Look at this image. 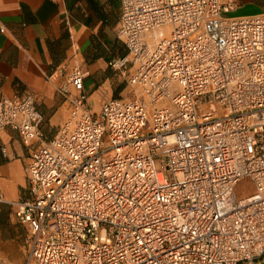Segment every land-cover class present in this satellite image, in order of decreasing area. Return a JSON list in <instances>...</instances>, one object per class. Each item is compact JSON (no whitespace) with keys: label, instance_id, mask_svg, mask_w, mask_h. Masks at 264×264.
Segmentation results:
<instances>
[{"label":"built area","instance_id":"1","mask_svg":"<svg viewBox=\"0 0 264 264\" xmlns=\"http://www.w3.org/2000/svg\"><path fill=\"white\" fill-rule=\"evenodd\" d=\"M227 9L121 0L126 53L108 65L130 95L93 110L72 65L48 140L32 93L0 96V128L30 148L22 264H264V14Z\"/></svg>","mask_w":264,"mask_h":264},{"label":"crops","instance_id":"2","mask_svg":"<svg viewBox=\"0 0 264 264\" xmlns=\"http://www.w3.org/2000/svg\"><path fill=\"white\" fill-rule=\"evenodd\" d=\"M222 2L228 16L264 14V0ZM120 15L121 0H0V96L32 93L46 140L68 117L69 105L58 87L72 65L86 73L84 89L93 110L128 88L108 65L126 52L115 33ZM29 154L17 131L0 128L1 250L18 238L13 202L27 195ZM15 263L22 264L21 258Z\"/></svg>","mask_w":264,"mask_h":264},{"label":"rangeland","instance_id":"3","mask_svg":"<svg viewBox=\"0 0 264 264\" xmlns=\"http://www.w3.org/2000/svg\"><path fill=\"white\" fill-rule=\"evenodd\" d=\"M125 82V80H124ZM126 86V82H125ZM123 95H130L129 87L125 90ZM254 191V186L249 178L241 179L235 188L236 196L238 198L244 197ZM16 221V225H20L18 228V238L13 240L10 249L1 250L0 249V260H8L15 262V258L20 257L22 263H24L27 251H28V239L29 231L26 224Z\"/></svg>","mask_w":264,"mask_h":264},{"label":"trees","instance_id":"4","mask_svg":"<svg viewBox=\"0 0 264 264\" xmlns=\"http://www.w3.org/2000/svg\"><path fill=\"white\" fill-rule=\"evenodd\" d=\"M125 53H126V52H125ZM125 53H124V54H125ZM124 54H123V55H124ZM117 96H118V95H115V97H117Z\"/></svg>","mask_w":264,"mask_h":264}]
</instances>
